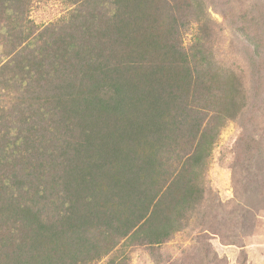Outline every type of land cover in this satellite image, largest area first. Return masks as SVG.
Masks as SVG:
<instances>
[{
    "label": "trees",
    "instance_id": "16d2710c",
    "mask_svg": "<svg viewBox=\"0 0 264 264\" xmlns=\"http://www.w3.org/2000/svg\"><path fill=\"white\" fill-rule=\"evenodd\" d=\"M34 1L0 0V264L160 246L203 211L213 145L251 104L245 75L215 60L206 0H62L71 9L44 28ZM251 10L235 24L258 52L264 11ZM235 160L261 194L263 139L245 129ZM200 238L193 259L225 264Z\"/></svg>",
    "mask_w": 264,
    "mask_h": 264
},
{
    "label": "rangeland",
    "instance_id": "374dc122",
    "mask_svg": "<svg viewBox=\"0 0 264 264\" xmlns=\"http://www.w3.org/2000/svg\"><path fill=\"white\" fill-rule=\"evenodd\" d=\"M206 6L217 33L214 58L226 68L245 75L246 87L253 95L251 104L237 120L227 122L213 145L204 178L208 190L204 208L188 228L156 247L132 245L121 239L114 252L95 264H106L112 257L118 261L125 259L128 264H182L183 250L187 264H198L193 257L199 254L197 249L202 245L200 235L225 264H241L245 259L246 264H264V191L258 195L251 192L253 190L244 192L243 185L248 181L246 173L237 171L235 176L233 169L237 145L245 129L264 141V48L255 51V45L249 43L241 29L246 24H235L243 11L252 9L250 16L259 17L258 11H264V0H206ZM70 9L62 0H35L30 18L44 28ZM256 24L252 25V34H263L264 16L257 19ZM193 34L192 30L186 33L185 45L192 43ZM257 55L263 57L257 61V65L263 63L260 70L257 65H251L258 59ZM253 197L260 199L251 200ZM247 203L252 208L246 207ZM246 208L253 213L251 221L250 218L245 220L250 216L245 215ZM123 242L127 244L121 246Z\"/></svg>",
    "mask_w": 264,
    "mask_h": 264
}]
</instances>
